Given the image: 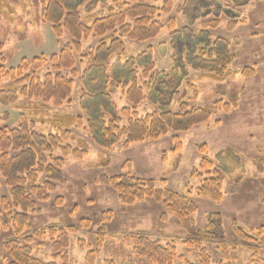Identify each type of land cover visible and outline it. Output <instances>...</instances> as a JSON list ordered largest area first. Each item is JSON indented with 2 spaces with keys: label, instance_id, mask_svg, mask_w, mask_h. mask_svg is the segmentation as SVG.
Returning <instances> with one entry per match:
<instances>
[{
  "label": "rangeland",
  "instance_id": "obj_1",
  "mask_svg": "<svg viewBox=\"0 0 264 264\" xmlns=\"http://www.w3.org/2000/svg\"><path fill=\"white\" fill-rule=\"evenodd\" d=\"M21 1L23 4L27 0ZM226 1L174 0L172 13L162 14L160 21L168 25L173 19L175 31L179 32L176 37L172 36L175 31L165 27L154 40L145 43L126 40V54L121 59L115 56L104 69H93L84 60L98 47L99 39L91 38L84 42L82 54L75 55L78 77L74 79L72 98L61 107L53 102L46 106L41 101L30 102L24 97H20L17 103L0 105V118L4 119L2 126L10 129L19 128L21 115L29 121L43 120L46 124H36V130L47 136L58 133L49 124L55 116L80 117L83 121L82 126L75 124L71 127L75 140L64 146L77 149L81 143L86 144L88 156L83 159L66 158L62 167L63 181L53 182L56 190L49 194L47 200H38L34 195L36 211L29 213L33 230L73 227L77 232L69 234V248L60 254L61 257L54 252L49 241L35 242V259L46 264H150L136 253L134 246L136 237L146 236L164 247L173 245L179 258L200 264L199 246L186 243L182 224L166 211L164 205L151 200L124 205L120 195L102 182L103 177L112 178L129 171L137 178L153 180L159 189L189 197L198 208L194 218L199 229H204L209 223L210 214L221 216V221L211 223V226L215 228L221 224L226 243L222 245L208 239L201 246L212 264H264V0L254 1L243 8H231ZM163 3L164 0H157L154 4L162 8ZM3 11L2 16L0 8V68L3 67L4 71L0 75V88L14 85L5 72L19 67L23 60L43 57L47 59V65L39 71V76L55 73L50 59L70 43L69 36L65 34L58 39L52 26L43 22L39 13L33 10L25 12L22 7H17L10 14L6 7ZM217 17L221 23L218 29L210 31L211 36L213 39H226L236 58L230 68L235 74L220 83L201 80L204 73L195 72L186 64L190 47L202 36L203 23ZM82 20L88 23L84 10ZM232 23L236 26L229 31ZM185 28H188V41L181 33ZM184 43L187 44L183 46ZM148 51L153 52L157 71L168 75L173 73L181 83L178 94L173 90L174 94L163 96L156 104L149 101L141 104L137 109L140 117L158 111L165 104L164 108L178 112L181 100L191 107L212 106L221 99L228 102V97L234 93L238 96L237 106L229 114L216 112L210 122L188 133H169L158 140H147L129 148H125L124 142L108 150L99 148L86 130L89 118L100 113L109 119L110 113H119L130 107L124 96V83H119L124 78L119 73L127 59ZM247 67L256 71L254 77L246 78L241 74ZM62 74L72 78L71 72ZM138 79L142 84L141 77ZM171 82L173 85L174 81ZM17 91L20 92V87ZM23 105L28 108L22 109ZM174 138L180 140L181 150L176 148ZM203 145L207 146V156L224 178V195L219 203L196 194L200 186L198 175H206L201 170L203 155L200 148ZM54 157H60V152L55 151ZM127 163L130 168L125 170ZM46 181L47 173L39 175V186ZM0 183V199L6 197L11 200L6 182L0 178ZM108 214H112V218L104 223L102 218ZM5 217L0 204V259L7 263L9 254L3 245L12 233L3 227ZM84 219L91 221V229L80 227ZM233 221L258 242H241L232 229ZM213 228L211 230H216ZM91 254L95 256L94 263L89 259ZM65 255L66 262L62 258ZM174 264L185 262L176 260Z\"/></svg>",
  "mask_w": 264,
  "mask_h": 264
},
{
  "label": "trees",
  "instance_id": "obj_2",
  "mask_svg": "<svg viewBox=\"0 0 264 264\" xmlns=\"http://www.w3.org/2000/svg\"><path fill=\"white\" fill-rule=\"evenodd\" d=\"M254 1L257 0H227L226 3L231 8H243ZM110 2L114 4L108 6ZM156 2L157 0H27L22 4L21 0H0L2 16L6 7L10 10V14L15 12L17 7H22L25 12L33 10L39 13L43 22L52 26L58 39L63 38L65 34L70 38V43L50 59L52 71L55 73L48 72L44 77L39 76V71L47 65V59L43 57L32 61L23 60L19 67L9 70L8 73L5 72L7 78H12L14 85L7 89L0 88V105L17 103L20 97H24L30 102L41 101L45 106L52 102L58 107L63 106L72 98L74 79L78 77L75 55L82 54L84 42L91 38L99 39L98 47L84 60L88 61L93 69H104L115 56L121 59L126 54L128 50L126 40L145 43L156 39L165 27L171 31L176 30L173 19L168 25L160 21L162 14L172 13L174 0H164L162 8L157 7L154 4ZM100 8L102 10L98 11ZM82 10L88 20L87 24L82 20ZM220 23V17L204 22L202 36L196 40L193 47H190L186 64L193 71L204 73L201 80L210 79L220 83L235 74L230 69L236 60L230 43L224 38L213 39L210 33L218 29ZM235 26V23L230 24L229 31ZM187 30L188 28H185L181 33L184 40L188 41ZM178 34L179 32L175 31L172 36L176 37ZM199 41L201 43L198 47ZM180 47L177 49L179 50ZM139 69L142 70L141 73ZM62 72H71L72 78L63 75ZM1 74H4L3 67L0 68ZM241 74L246 78H252L256 75V71L247 67ZM119 75L124 78L122 79L124 82L121 80L119 83H124V96L130 107L123 108L119 113H110L109 119L99 113L97 116H91L87 122L86 130L95 145L106 150L122 142L125 148H129L147 140H158L169 133H188L210 122L218 111L231 113L238 104V96L235 93L228 97V102L221 99L212 106L191 107L181 100L178 112L164 108L167 106L165 104L158 111L140 117L137 109L141 104L148 101L156 104V101L163 96L169 97L174 94L173 90L178 94L181 81H178L173 73L168 75L157 71L152 51L127 59ZM138 76L143 80L142 84ZM171 80L174 81L173 85H170ZM17 87H20V92L17 91ZM26 108L28 107L22 106V109ZM3 121L4 119L0 118V178L10 189L11 200L3 197L0 199V204L6 216L3 227L12 233V237L3 245L8 251L9 262L0 259V264H46L33 257V244L40 240L45 241L44 243L49 241L54 252L61 257L60 254L69 248V234L77 231L73 227L31 229L29 213L35 212L37 207L33 196L35 195L38 200H47L49 194L56 190L53 182H62L64 179L62 174L64 160L71 156L77 159L88 156L86 144L81 143L77 149L69 145L64 146L65 143L75 140L70 131L71 127L75 124L82 126L83 121L80 117L55 116L49 124L53 129H57L58 133L48 136L36 130V124H46L43 120L29 121L25 115H21L20 126L17 129L3 127ZM173 142L176 148L179 147L181 150L180 140L174 138ZM200 150L203 155L201 170L206 175L205 177L198 175L200 186L196 189V194L200 198L219 203L224 195L223 175L207 156V146L203 145ZM55 151L60 152V157H54ZM129 168L130 164L127 163L125 170ZM43 173H47L48 181L43 186H39V175ZM194 176H197V173ZM102 182L120 195L124 205H134L145 200L164 205L166 211L174 215L182 224L187 236L186 243L199 246L200 264H212L207 251L201 247L204 241L213 239L222 245L226 243L221 224H217L215 228L211 226V223L221 221V216L210 214L209 223L204 229H199L195 225L194 218L198 208L187 196L168 189H159L153 180L137 178L129 171L112 178L103 177ZM111 218L112 214H108L103 216L102 221L106 223ZM91 226V221L86 219L80 223V227L84 230L91 229ZM212 228L216 230H211ZM232 229L241 242L247 244L258 242L235 221ZM36 244L40 246L39 243ZM134 246L136 253L150 264H174L176 260H184L185 264H191L183 257H178L173 245L164 247L159 241L151 240L146 236L136 237ZM62 258L66 262V255ZM89 259L94 263L95 256L91 254Z\"/></svg>",
  "mask_w": 264,
  "mask_h": 264
}]
</instances>
